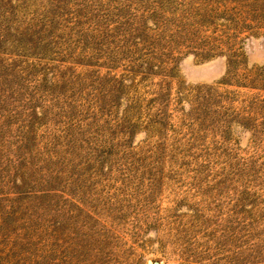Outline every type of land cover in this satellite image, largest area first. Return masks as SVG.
<instances>
[{
    "label": "rangeland",
    "instance_id": "rangeland-1",
    "mask_svg": "<svg viewBox=\"0 0 264 264\" xmlns=\"http://www.w3.org/2000/svg\"><path fill=\"white\" fill-rule=\"evenodd\" d=\"M103 1L100 15L116 11L121 0ZM162 3L171 25L181 22L183 41L174 50L181 59L170 82L171 124L156 162L150 147L158 135L148 139L145 132L132 141L141 167L126 183L108 166L87 165L96 155L85 150L62 156L64 163L36 156L28 183L49 194L32 206V222L26 215L14 219L25 222L15 226L13 240L0 232V264H264V254L258 258L264 253V84H258L264 0ZM197 23L194 45L187 29ZM98 39L100 46L119 43ZM190 47L198 52L187 55ZM206 54L211 58L204 61ZM153 82L141 93L156 90L160 79ZM197 87L215 89L203 121V110L194 107ZM49 222H61L67 234L52 235ZM79 242L90 251L69 249ZM96 249L104 255L93 261Z\"/></svg>",
    "mask_w": 264,
    "mask_h": 264
},
{
    "label": "trees",
    "instance_id": "trees-1",
    "mask_svg": "<svg viewBox=\"0 0 264 264\" xmlns=\"http://www.w3.org/2000/svg\"><path fill=\"white\" fill-rule=\"evenodd\" d=\"M104 5L103 0H0V79L8 88L7 95L0 94V232L5 238L13 240L15 226L25 222L14 220L19 215L32 222V206L49 194L34 192L28 183L36 156L44 163H64L62 156L85 150L96 155L87 165L94 163L98 171L108 166L126 183L141 167L132 146L136 135H158L150 147L154 162L166 141L181 22L171 25L162 0H121L116 11L100 15ZM193 26H187V41L196 45L201 26ZM105 36L119 43L100 46L98 38ZM196 50L190 47L186 54ZM76 67L87 71L77 73ZM157 78L150 97L142 94L145 83ZM259 78L260 86L264 77ZM194 90L201 94L194 107L203 110V121L210 117L215 89ZM61 225L49 222L47 231L61 234ZM87 247L79 242L69 249L90 251ZM103 255L93 250L92 260Z\"/></svg>",
    "mask_w": 264,
    "mask_h": 264
},
{
    "label": "water",
    "instance_id": "water-1",
    "mask_svg": "<svg viewBox=\"0 0 264 264\" xmlns=\"http://www.w3.org/2000/svg\"><path fill=\"white\" fill-rule=\"evenodd\" d=\"M154 264H159L158 262H155Z\"/></svg>",
    "mask_w": 264,
    "mask_h": 264
}]
</instances>
